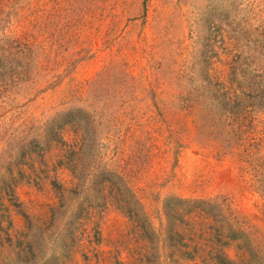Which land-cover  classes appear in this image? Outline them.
<instances>
[{"label":"rangeland","instance_id":"374dc122","mask_svg":"<svg viewBox=\"0 0 264 264\" xmlns=\"http://www.w3.org/2000/svg\"><path fill=\"white\" fill-rule=\"evenodd\" d=\"M1 1L0 264H170L176 199L209 204L229 260L264 264V0ZM74 120L94 178L40 165ZM121 169L156 253L96 194Z\"/></svg>","mask_w":264,"mask_h":264},{"label":"trees","instance_id":"16d2710c","mask_svg":"<svg viewBox=\"0 0 264 264\" xmlns=\"http://www.w3.org/2000/svg\"><path fill=\"white\" fill-rule=\"evenodd\" d=\"M0 4H2L1 0ZM5 43L6 48L17 54L21 62L25 60L26 55L23 52L29 48L26 40L8 39ZM1 50L5 49L0 47ZM16 66L18 67V65ZM16 66H13L14 69ZM5 69H10V66L6 64ZM23 69L25 70V67ZM72 123H76L73 129L65 130L61 128L56 133L55 139L49 142L50 159L45 160L40 165L45 166L44 168L53 167L54 173L59 169L65 170L77 181L92 176L94 178L96 176V174L94 175L95 168L85 169L77 165L82 160L81 155L84 154L87 134L86 130H82L77 126L80 123L75 120ZM35 165L37 164L35 163ZM100 180L99 190L96 191V194L100 196L99 201L104 205V208L114 202L116 209L123 212L131 222L136 240L146 244L149 254L156 253L153 247L159 236L144 219L141 208L138 207V201L126 181L124 169H121V171L112 170ZM94 183L92 179V184ZM208 207L209 204L206 201L195 199H176L174 204L170 202L165 204L164 213L167 228L164 230V235L169 241V246L164 250V255L165 259L168 262L170 261V264H183V262H192L193 264H235L229 260L226 254V248L232 242V239L224 233L217 234V238L212 237L204 227L203 222L210 217ZM231 230L233 233L238 232L237 229ZM152 258L154 259H146L143 263L156 264L158 256L154 254ZM196 261H199V263H196Z\"/></svg>","mask_w":264,"mask_h":264}]
</instances>
